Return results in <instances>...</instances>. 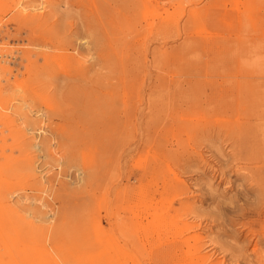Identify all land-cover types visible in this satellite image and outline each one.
<instances>
[{
    "label": "rangeland",
    "instance_id": "rangeland-1",
    "mask_svg": "<svg viewBox=\"0 0 264 264\" xmlns=\"http://www.w3.org/2000/svg\"><path fill=\"white\" fill-rule=\"evenodd\" d=\"M0 264H264V0H0Z\"/></svg>",
    "mask_w": 264,
    "mask_h": 264
}]
</instances>
